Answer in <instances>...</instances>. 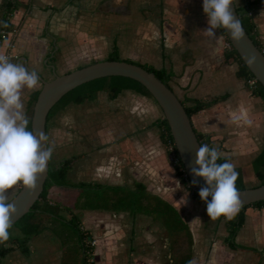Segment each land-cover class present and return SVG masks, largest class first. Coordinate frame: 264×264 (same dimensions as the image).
Masks as SVG:
<instances>
[{"label":"crops","instance_id":"obj_1","mask_svg":"<svg viewBox=\"0 0 264 264\" xmlns=\"http://www.w3.org/2000/svg\"><path fill=\"white\" fill-rule=\"evenodd\" d=\"M235 2L238 6L249 3L256 33L264 44V0ZM11 20L15 32L2 42L0 54L9 50L12 62H23L38 73L35 90L41 89L43 79L109 58L116 45L121 59L169 71L170 85L180 99L218 97L192 114L193 126L209 136L225 162L243 168L245 180H253V186L260 184L253 160L264 147V100L237 75V62L226 57L221 31L215 30V38L204 32L209 25L203 0H19ZM35 90L22 92L25 113ZM87 102L100 106L88 111L80 107ZM68 105L75 106V122L70 125L74 138L90 141L88 151H72L71 156H80L70 169L71 180L130 186L143 182L149 192L176 205L188 221L195 264H264V205L246 208L235 237L241 246H232L227 219H210L206 202L192 196L170 161L158 131L157 121L164 113L156 99L126 88L113 99L100 90L95 99ZM239 109L248 113L251 125L232 123L231 115ZM62 113L58 111L47 121L49 147L52 125L56 141L64 140ZM53 155L52 164L64 159L54 162ZM15 189L20 187L7 191L9 200L17 193ZM83 211L132 217L113 229L118 231L116 237L99 236L98 264L109 263L101 254L106 244L117 245L114 257L120 264H172L169 233L162 221L125 210ZM29 245V254L13 250L1 264H60L61 242L52 231L34 235ZM109 249L105 253L110 254ZM107 257L111 262V255Z\"/></svg>","mask_w":264,"mask_h":264},{"label":"trees","instance_id":"obj_2","mask_svg":"<svg viewBox=\"0 0 264 264\" xmlns=\"http://www.w3.org/2000/svg\"><path fill=\"white\" fill-rule=\"evenodd\" d=\"M18 7L19 0H2L0 2V45L4 40L1 30L4 28L12 30L15 27L11 17ZM237 8L246 30L256 44L263 48L264 44L256 33L255 24L249 12V3L243 6L237 5ZM219 30L226 40L231 43L225 29ZM225 54L227 58L237 62V75L243 78L245 83L249 78L255 76L232 43L231 47H225ZM109 58L121 59L116 45L113 47ZM134 62L155 72L161 80L171 87V73L165 68L141 61ZM246 85L253 94L261 96L264 100V86L260 81L252 87L248 83ZM126 88L134 89L155 98L152 92L135 78L119 74L101 76L86 81L64 94L51 108L47 121L70 103H81L88 99H95L100 90L106 91L109 99H113ZM39 92L40 89L33 91L28 99L26 109V116L29 119L28 130H32L31 120ZM217 99L218 97L211 99L189 97L181 99V101L188 114L192 116L193 113L210 106ZM157 125L165 146L168 148L172 145L179 156V163L175 165L178 176L189 189H192V196L197 201H202L199 195L200 190L193 189L195 184L192 183L189 177L183 174L182 167H184V163L177 150L168 120L163 116L157 121ZM194 129L197 132L201 145L207 144L209 147H213L207 134L197 130L195 127ZM79 156L75 155L64 158L56 164L50 163L49 175L40 197L32 208L9 229L10 238L8 241L0 244V264L6 255L15 249H20L23 253L29 254L31 251L29 245L30 238L45 230L52 231L61 242L62 257L60 264H95L93 259L95 250L93 236L83 223L82 211L85 209H108L117 212L125 210L133 215L138 213L151 215L154 219L162 221L168 230L172 264H189V261H193V233L188 221L176 205L160 195L149 192L146 185L141 181H136L134 186H130L127 184L111 185L102 182L71 180L69 172ZM224 162L223 157L218 160V163ZM253 168L259 182H264V147L253 160ZM235 170L239 173L236 187H245L243 168L239 166L235 167ZM55 186L74 189L75 195L73 199L70 202L54 199L51 196V189ZM251 204L263 206L264 199L254 201ZM251 204L242 205L233 219H227L229 230L228 242L234 247L241 246L235 241V237L244 222L245 210Z\"/></svg>","mask_w":264,"mask_h":264},{"label":"clouds","instance_id":"obj_3","mask_svg":"<svg viewBox=\"0 0 264 264\" xmlns=\"http://www.w3.org/2000/svg\"><path fill=\"white\" fill-rule=\"evenodd\" d=\"M233 3L234 0H203L209 25L204 32L209 37H216V29H225L233 40L243 39L242 23L230 7ZM256 60V55L247 58L249 65ZM39 81L38 73L25 63L12 62L8 56L0 54V244L10 238L12 217L18 213L15 204L9 202L7 191L22 182L25 188L35 192L38 179L47 172L52 157L53 149L46 144V134L28 130L29 119L22 100L23 90H35ZM231 120L237 125L252 124L244 109L233 112ZM221 158L217 147L202 144L196 150L194 161L198 167L192 168V173L206 182L199 195L207 204L211 220L221 216L231 220L242 206L236 187L239 173L231 162L218 163ZM189 264H195V261H189Z\"/></svg>","mask_w":264,"mask_h":264},{"label":"water","instance_id":"obj_4","mask_svg":"<svg viewBox=\"0 0 264 264\" xmlns=\"http://www.w3.org/2000/svg\"><path fill=\"white\" fill-rule=\"evenodd\" d=\"M230 7L234 15L240 19L245 35L242 40L237 42L233 40L230 34L225 30L226 34L252 73L264 86V51L256 44L243 25L235 0ZM251 55H256L257 57L253 65H249L247 62V58ZM112 74L126 75L135 78L142 82L152 92L163 110L164 117L169 122L177 150L184 163L188 176L192 181H196L195 185L199 190L205 187L206 182L204 178L195 176L192 173V168L198 167V165L194 164V161L196 159V150L201 143L194 129L191 116L188 114L183 102L172 87L161 80L155 72L134 61L110 58L100 59L69 72L56 74L55 77L50 80L43 79V86L40 89L34 105L31 129L37 132L43 131L47 136V119L49 112L64 94L86 81ZM46 144L49 146L48 140ZM50 163L49 161L47 172L39 177L38 187L35 192L28 190L22 185L17 193L9 200V202H13L18 209V213L12 217V225L27 213L40 197L49 175ZM237 189L240 193L242 205L251 204L254 201L264 199V182L255 186H245Z\"/></svg>","mask_w":264,"mask_h":264},{"label":"rangeland","instance_id":"obj_5","mask_svg":"<svg viewBox=\"0 0 264 264\" xmlns=\"http://www.w3.org/2000/svg\"><path fill=\"white\" fill-rule=\"evenodd\" d=\"M225 41H226V38H225ZM99 106H100L99 104H95L93 102H87L86 104L80 105L81 108H85L87 111L89 108L93 109V108H98ZM74 107H75L74 105H68L66 108L64 107V109L59 110V111H63V113H62L63 114V122L60 125H62L61 129L64 130L61 133L62 138L64 140L61 142V144L59 142H57L55 139V138H57V133L55 132V127L53 125L50 127V136H51L50 141H51L52 149H53V153H54V155H53L54 162H56L62 156L64 158L65 157H73L74 155L71 156V154H73L72 153L73 150L77 151V152L89 150L88 144L90 143V141H89V143H87V141L83 142V141H80L79 139L77 140L74 138L75 133H71L72 130L70 129V125L74 124L75 118H76V115L74 114V111H73ZM77 107H79V106H77ZM97 125L99 126V128L101 127V129L104 128L103 125H100L98 123H97ZM103 142L104 141H101L102 144H103ZM71 145L77 146L78 148L72 149ZM253 184H254L253 180H250V179L245 180V186H253ZM16 186L21 187V183L17 184ZM15 190L17 191V189H15ZM190 190H191V194H192V189H190ZM74 195H75V190L72 188L55 186L51 189V196L54 199H58V200H61L64 202H70L73 199ZM82 215H83L84 226L91 231L92 236H93V243L96 245V249L94 250L93 259H94L95 264H98V256H97L98 254L95 251H97V246H99V244H100V241H99L100 237L99 236L107 235L110 237V236L115 235V237H116L118 235V231L112 232L113 229H115V227H117L118 225L123 226V224L131 221L132 217L126 213H113V212H103L102 214L101 213L98 214V213L83 211ZM101 245H102V243H101ZM109 247H112V249H109L112 252L109 254L107 252L108 251L107 250L105 253V250ZM30 248H31V246H30ZM116 248H117L116 244H112V245L106 244V246L103 248L101 254L103 255V259L105 258V261L107 260V262H109L108 264H120V262L116 261L115 257H114L116 255V251H117ZM61 249H62V246H61ZM15 250H19L21 253H23L20 249H15ZM23 254H25V253H23ZM107 255H111V257H112L111 262H110L111 258H108ZM61 257H62V255H61Z\"/></svg>","mask_w":264,"mask_h":264},{"label":"built area","instance_id":"obj_6","mask_svg":"<svg viewBox=\"0 0 264 264\" xmlns=\"http://www.w3.org/2000/svg\"><path fill=\"white\" fill-rule=\"evenodd\" d=\"M14 32H15V27L12 30H7L5 28L1 30L2 37H3L4 40L8 39L11 36V34L14 33ZM225 43H226L225 47H231V43L232 42L230 43L229 41L226 40ZM262 50L264 51V47L262 48ZM3 55L8 56L10 58L9 50L6 51L5 53H3ZM258 81L259 80L254 76L252 78H249L246 83H248L252 87V86H255ZM166 150H167V155H168L170 161L174 164V166L176 164H178L179 163V156L176 154L173 146L170 145L168 148L166 147ZM182 170H183V174L186 177H189L185 167H182ZM193 189H198L199 190V188L196 185L193 187ZM240 209H241V207H240Z\"/></svg>","mask_w":264,"mask_h":264}]
</instances>
